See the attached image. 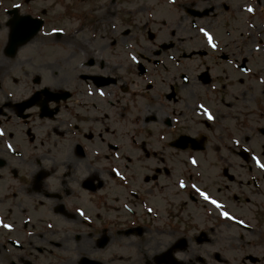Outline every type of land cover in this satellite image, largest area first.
I'll list each match as a JSON object with an SVG mask.
<instances>
[{"label": "flooded vegetation", "instance_id": "obj_1", "mask_svg": "<svg viewBox=\"0 0 264 264\" xmlns=\"http://www.w3.org/2000/svg\"><path fill=\"white\" fill-rule=\"evenodd\" d=\"M118 40L119 50L105 51L104 58H99L98 62L93 60L89 73L110 77L115 83L100 91L87 82L84 92L77 86V89L73 88L72 96L83 95L82 99L87 100L88 91L93 90L103 98L111 97L116 116H126L133 133L141 121L144 124L152 121L158 124L156 130L168 135L171 142L200 127L212 131L213 125L203 119L208 113L202 106L217 116L229 112V91L226 83L220 80L226 77L225 64H219L223 60L213 57L209 51L196 48L188 37L185 51L176 46L159 51L147 50L145 59L138 61L139 64L137 61L130 64L128 51L121 47L124 36H119ZM108 41L113 45L117 43L114 39ZM182 52V60H176ZM153 55L156 59L152 60ZM208 56L210 58L207 59ZM139 70H143V74ZM136 75L143 81H136ZM143 95L144 118L135 120L134 111L138 108L134 103H140L138 99ZM13 105L8 101L0 115V264H121L128 261L129 255L124 256L117 250L130 253L131 249L137 252L139 262L155 264V257L168 249L178 260L179 239L183 238L184 245L188 242L194 251L180 264H228L219 245L236 238L237 243L247 246L244 239L248 236L256 240V252L259 251L261 258L251 253L244 254L246 260L242 264H264V207L259 205V199L264 195H261L259 186L225 189V192L217 190L221 195L229 192L228 199L217 195L216 198L228 206L230 213L231 210L248 207L249 220L233 214L238 220L233 224L223 223L217 214L220 206L216 205V211L212 207L204 210L202 214L206 220L202 224H188L183 238L176 236L172 224L164 223L172 240L163 243L161 251L158 250L160 247L152 249L149 257L147 251L154 243L150 240L166 235L164 229L158 228L159 212L150 196L123 200L113 206L114 213L110 218L109 207L99 206L103 201H95L97 197L89 195V202L77 198L78 188H81L78 183H73L74 188L70 189L60 187L55 177L59 172L65 177L74 174L81 160L73 145L77 142L70 136L28 139L26 133L50 130L53 119H41L39 106L28 110L26 119H19ZM66 105L50 103L47 110L56 108L58 116L63 114L67 117L70 111ZM217 126L223 128V125ZM250 138L245 135L241 143L248 142ZM220 142L228 147L232 138L226 133ZM38 172L43 173L45 179L36 189L34 180ZM70 199L73 201L66 204ZM148 208L151 209L149 214ZM123 220L126 221L123 223ZM224 228L228 233L234 228L237 233L231 238L225 237ZM114 236H117L116 256L109 244Z\"/></svg>", "mask_w": 264, "mask_h": 264}, {"label": "rangeland", "instance_id": "obj_2", "mask_svg": "<svg viewBox=\"0 0 264 264\" xmlns=\"http://www.w3.org/2000/svg\"><path fill=\"white\" fill-rule=\"evenodd\" d=\"M7 1L13 4L29 1L22 8V11L30 12L38 17H40V13H44L47 17L44 19L46 21L45 27L29 43L19 48L14 58L3 56L2 48L6 36L4 31L0 30V89L3 91L0 92V103L6 102L3 99L5 94L8 95L9 99L12 98L17 101L21 96L31 94L35 88L46 87L52 91H60L65 89V87H76V85L80 84L77 74L87 73L89 70L83 68L86 58L92 56L98 61L101 53L108 52L111 49L110 43L103 40L105 33L107 35L110 34L112 38L114 36H124L125 42L122 45L126 44L130 58L132 55L137 56L136 52L142 55L143 52H140L142 49H153V47H159L163 43L174 42L178 39L177 37L183 40L188 33L187 28L190 27V23L187 22L189 16L185 13L187 7L194 6V8L206 9L209 6L219 5L218 9L220 11L215 16L208 15L203 19L197 20V26L206 29V33L211 37L212 43L218 42L224 44L230 43L232 40L241 41L242 39H262V43H264V0H262V4L258 0L256 9L251 14L247 13V7L252 4L253 6L256 5L254 0H217V3H219L217 5L216 0H116L123 7L125 23L123 24L120 21L123 18H117L118 20L114 19L113 24L109 25L106 24L107 19L114 18V11L109 7L113 0H67V3L65 2L66 7L70 10L62 16L58 14L64 10L60 1L0 0V5ZM224 4L230 7V12L222 11ZM219 13L221 17H218ZM249 21L250 24H253L251 30L244 28ZM54 30L62 32L61 36L57 37ZM173 35L175 39L172 38ZM204 37L208 40L206 36ZM259 46L261 48L259 51L248 55L250 57V61L248 60V62L253 68L257 67L256 69L259 73L255 76L259 75L258 78L262 80L264 79V49H262L264 46ZM117 50L115 49L114 51ZM242 78L237 80L232 79V81L223 78L221 80L226 83L227 88L233 91L236 88L241 89L240 91L248 90L244 100V104L248 106V110L259 108L258 102L261 103L260 110H246L244 112L246 119L250 120V124L256 128L257 126L264 125L263 83H258L253 78H250L251 80L246 77ZM73 98L66 102L70 106V109L78 107L81 111L79 112L80 114H94L92 109H89L90 107L85 108L88 106L86 101L83 100L81 103L82 99L78 96H74ZM81 106L85 109H81ZM91 108L93 107L91 106ZM96 112L95 117L99 119L98 111ZM255 113L262 116V122H255V119L251 118V115H255ZM140 115L141 111H139L138 117ZM154 127L153 124H150V127L147 128H150L151 133L143 136L146 145L151 146L149 147V152L139 153L135 151L130 154L133 157L124 162L120 158L121 162L114 157H110L112 162L117 163L113 167L107 165L104 161L97 162V164L94 163L91 160L92 156L91 159L82 161L85 165L89 162L92 164V167L99 171L94 172L91 176L89 175V178H96L97 173L103 177V180H107L108 182L106 190V194L109 196L108 200H104L99 206L104 208L107 205L109 207L110 218L113 217V206L119 205L123 200L150 196L152 204L158 208V228L164 229L166 235L161 236L160 239L153 238L154 241L150 240V243H154L150 246L149 251H147L149 257L152 249L160 247L158 250L161 251L162 244L169 243L172 240L169 238L168 228L163 225L164 223L172 224V227L176 229V236L183 238L186 235L185 229L188 224L198 226L206 220L202 213L204 210H208L209 206L206 203H202L194 192L208 191L213 195L210 196V199L213 201H215L216 195L221 199L223 197L228 199L230 198L228 191L224 195H221L217 193V190L225 192L223 191L225 189L251 187V178L255 179L254 183L257 187L263 186L264 188V172H258V176H250L236 160L217 162V159L214 158L216 143L211 140L216 137L215 134H218L217 130H213L210 133L200 130V134L202 133L210 139L206 144L207 150L202 151L199 155L201 158L209 156L212 159L209 163L203 160L200 162L197 167L199 168L200 166L202 171L194 169L196 170L194 173H204V175H200V178H196L195 174L190 177L187 174L188 171L183 170L186 166L177 161L176 156L180 155L181 159H183V151H175L176 156H173V160H167L165 147H167L166 145L171 139L165 138L164 142H159L158 138H161V135L154 133L152 130ZM98 128V125H90L89 122L85 124H79L78 122L76 126L70 127L76 133H73L74 141L77 143L83 142L84 144H89V142L78 138L79 132L81 134H90V132L94 133ZM111 129L116 130L113 123ZM64 130L65 127L60 125L56 135L60 137L67 135ZM127 131L125 129V131L119 132L122 133V138L125 137V134L127 135ZM32 133V139L51 137L49 129L37 130ZM188 137H194V134H190ZM204 140V138L202 140L197 139L193 143L194 147L205 149ZM258 142L255 145L254 152L260 155L259 146L261 143ZM159 150H163L160 156ZM262 151L261 155L263 158L261 159L264 164V148H262ZM220 154L225 157L227 152L220 151ZM170 160L172 163H170ZM224 167H226V171L223 176L221 168ZM76 169L78 170V168ZM183 171L185 174L181 176ZM110 172H116L121 182L113 183L110 181L112 178L109 176L111 175ZM218 172L219 174L217 175ZM75 176L77 179H80L85 177V172L84 174L81 172L76 173ZM61 180V187H68L69 189L73 187V182H68L66 177H61ZM64 181L68 183L66 186H63ZM181 181L186 186L183 190L179 188L182 183ZM138 211L143 215L141 209ZM248 211V207L240 208L237 211L231 210L233 214L241 215L245 220H249L251 217ZM125 221L123 220L122 222L124 223ZM223 231V236L225 237L231 238L234 235L233 228L230 229L233 234L231 232L228 233L226 228ZM116 238L117 236H114L112 238L113 241L109 243L114 256H116L117 251L124 256L129 255L128 261L126 263L121 262V264H143L139 262L138 256H136L137 252L134 249H131L130 253L124 250L116 251ZM229 241L227 240L219 245L220 249L223 250L220 252L224 254L228 264H242V261H244L242 256L244 254H250V249L255 248L257 250L256 241L251 236L244 239L247 242V246L245 243L239 242L243 248L240 246L236 248L234 245V243L238 242V239H230ZM133 242L139 244L137 241L133 240ZM193 251L187 242L183 247L182 253L185 258H189ZM256 253L258 254L256 257L259 258V251Z\"/></svg>", "mask_w": 264, "mask_h": 264}, {"label": "water", "instance_id": "obj_3", "mask_svg": "<svg viewBox=\"0 0 264 264\" xmlns=\"http://www.w3.org/2000/svg\"><path fill=\"white\" fill-rule=\"evenodd\" d=\"M39 27L38 22L34 20H24L15 25L9 36L7 52L13 53L15 49L26 41H29L30 38L35 34Z\"/></svg>", "mask_w": 264, "mask_h": 264}, {"label": "snow or ice", "instance_id": "obj_4", "mask_svg": "<svg viewBox=\"0 0 264 264\" xmlns=\"http://www.w3.org/2000/svg\"><path fill=\"white\" fill-rule=\"evenodd\" d=\"M249 11H251V9H249ZM204 35L208 38V41H209V44L211 45V37L210 36H208V34L207 33H204ZM211 46H213L214 47V45H211ZM209 118H211V117H209ZM181 186H183V185H181ZM201 195H204L203 193H201ZM205 199H208L206 196L204 197ZM213 203H215V202H213Z\"/></svg>", "mask_w": 264, "mask_h": 264}]
</instances>
